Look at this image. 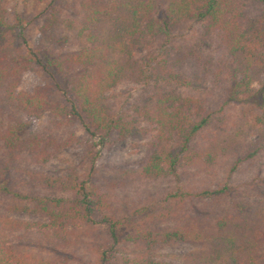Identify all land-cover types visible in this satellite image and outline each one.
Segmentation results:
<instances>
[{"label": "trees", "instance_id": "obj_1", "mask_svg": "<svg viewBox=\"0 0 264 264\" xmlns=\"http://www.w3.org/2000/svg\"><path fill=\"white\" fill-rule=\"evenodd\" d=\"M3 5L0 0V264H175L155 261V251L180 242L205 250L177 257V264H264V198L234 201L212 215L205 200L222 198L226 187L197 191L192 178L226 157H235L234 172L264 155V0H93L73 37L79 50L55 57L29 47L21 24L5 22ZM192 25L200 26L199 42L173 46ZM201 42L214 43L223 56L218 70L228 93L216 110L181 91L192 85L184 65L212 68ZM23 48L25 56L15 54ZM33 65L63 102L49 99L47 84L24 85L22 75ZM131 83L150 90L130 110L116 109L108 93ZM232 106L238 113L231 116ZM45 117L49 126L32 127V119ZM75 122L89 137L83 155L89 173L33 169L77 141L65 131ZM114 132L120 139L150 137L149 153L103 190L92 181L98 152L91 141L102 144ZM160 181L174 184L163 194L167 208L146 205L129 216L114 209L115 188ZM170 220L173 225L160 227Z\"/></svg>", "mask_w": 264, "mask_h": 264}, {"label": "rangeland", "instance_id": "obj_2", "mask_svg": "<svg viewBox=\"0 0 264 264\" xmlns=\"http://www.w3.org/2000/svg\"><path fill=\"white\" fill-rule=\"evenodd\" d=\"M92 2L93 0H4V18L5 22L13 27L21 24L29 47L36 51L43 50L48 56L55 57L79 50V44L73 37L80 29L84 5ZM10 34L7 33L9 39H11ZM199 39H201L200 26L192 25V28L185 33H178L171 43L175 47L191 46L197 44ZM200 45L203 55L213 58L212 68L206 73L198 62L189 66L184 65V71H181L186 76H191L192 85L184 92L181 91L183 95L197 99L211 110H216L220 108L228 93L225 76L221 75V70H218L223 56L214 43L201 42ZM15 54L25 56L26 50L20 49V52ZM195 74L199 76L198 79L194 76ZM22 81L24 85L32 88H42L47 84L51 88L49 99L57 102L64 101L61 93L55 88V83L35 65L22 75ZM58 82L62 84L61 79ZM149 90L150 87L142 85L123 84L114 92H109L108 96H111V103L116 109L128 111L141 96L147 95ZM226 110L231 116L238 113L236 106ZM49 124L50 117L31 120L34 129L46 127ZM65 131L75 134L77 141L64 147L44 166L33 167V169L53 176H66L74 171L83 175L89 173L90 166L83 161L89 137L78 122L66 126ZM92 142L97 144L95 152H98L96 172L92 181L103 190H110L112 188L110 181H119L117 175L120 172L137 170L145 161L149 153L150 137L120 139L114 132L102 144L98 137H95ZM234 161L235 157H226L211 172L192 177L197 191L206 187L211 190L226 187L222 198L205 200L209 203L207 209L212 212V215L224 214L234 201L254 202L264 198V155L255 159L254 162L241 164L238 170L231 172ZM172 187L174 184L167 181L147 184L128 182L126 186L114 189L112 205L124 216H129L135 210H142L146 205L154 206L157 211H162L163 208H167V205L162 203L163 194L170 191ZM10 216L28 222L38 220L34 216L21 213H12ZM173 223V220H170L161 224L160 227L171 226ZM203 250L205 249L199 245L180 242L156 249L154 260L177 264L180 263L177 257Z\"/></svg>", "mask_w": 264, "mask_h": 264}]
</instances>
